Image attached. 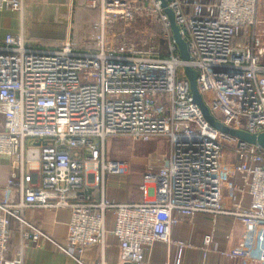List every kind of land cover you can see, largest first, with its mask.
Wrapping results in <instances>:
<instances>
[{
	"label": "built area",
	"instance_id": "2783aa9c",
	"mask_svg": "<svg viewBox=\"0 0 264 264\" xmlns=\"http://www.w3.org/2000/svg\"><path fill=\"white\" fill-rule=\"evenodd\" d=\"M166 3L188 46L187 62L179 58L159 0H86L99 13L89 50L72 41L34 49L22 32L0 43V158L10 163L0 199V264H25V241L46 238L25 218L34 208L69 211L65 245L58 249L74 264H83L86 249L103 247L109 213L119 264H146L155 243L173 246V264H180L192 245L172 240L171 229L197 214L264 228V150L211 127L193 104L184 73L185 67L197 72V89L214 120L263 132L264 36L247 29L256 26L262 0ZM23 8L24 0H0V12L22 15ZM141 18L160 27L154 45L140 49L110 38L111 24ZM108 137L169 140L168 154L146 160L139 202L94 201L88 191L103 193L106 176L124 173L123 163L105 160ZM225 170L236 183L225 181ZM12 222L19 242L10 252ZM213 233L203 236L202 264H215L209 253L242 264L240 252L218 249Z\"/></svg>",
	"mask_w": 264,
	"mask_h": 264
},
{
	"label": "crops",
	"instance_id": "0c3cea01",
	"mask_svg": "<svg viewBox=\"0 0 264 264\" xmlns=\"http://www.w3.org/2000/svg\"><path fill=\"white\" fill-rule=\"evenodd\" d=\"M86 0H24L22 15L3 10L0 12V43L7 34L22 32L26 44L34 49L54 50L65 41H72L81 50L92 49L94 31L92 25L99 20L96 9L85 6ZM10 163L0 158V199L9 175ZM124 165V173H125ZM106 176L103 193L99 188L88 187L94 201L102 197L114 203H134L137 195L124 186V181ZM237 176L227 173L225 181L236 183ZM102 196V197H101ZM246 203V201H245ZM26 220L39 230L44 237L34 243L31 240L24 244L25 264H74V259L64 255L58 246L65 245L66 225L69 211L66 209L45 210L34 208L25 214ZM113 216L107 214V233L103 247L95 246L86 249L81 260L83 264H119L120 251L117 240L110 233L113 227ZM16 222L11 224L10 252L18 247L19 235L14 230ZM214 231L213 240L219 250H235L245 258L242 264H257L258 258L264 257V228L254 227L248 221L229 216L212 217L208 214H197L191 219H182L171 229L174 241H184L192 245L184 251L180 264H202V239ZM146 264H173L175 248L164 243H155L146 254ZM207 261L215 264H235L223 262L219 255L209 253Z\"/></svg>",
	"mask_w": 264,
	"mask_h": 264
},
{
	"label": "rangeland",
	"instance_id": "374dc122",
	"mask_svg": "<svg viewBox=\"0 0 264 264\" xmlns=\"http://www.w3.org/2000/svg\"><path fill=\"white\" fill-rule=\"evenodd\" d=\"M141 2V0H136ZM143 3V2H142ZM133 25H124L122 22H116L110 25V38L119 42L126 39L136 44V48H146L154 45L161 36L160 27L153 21L147 19H137ZM248 33L264 36V0L259 7L257 14V24L253 28H247ZM263 43L264 40L262 39ZM161 40L159 42V45ZM147 48L146 50H148ZM161 51L164 52V46ZM212 101V95L207 96ZM217 119L220 118L218 112L212 110ZM105 160L107 162H119L125 165V173L114 176L119 181H124V186L137 195L134 202L141 200L139 185L142 183V177L146 171V160L150 154L166 155L169 152L170 144L167 137H154L148 141L133 140L130 137H108L104 141ZM229 162L231 158L228 159ZM224 173H230L225 170Z\"/></svg>",
	"mask_w": 264,
	"mask_h": 264
},
{
	"label": "water",
	"instance_id": "95a60500",
	"mask_svg": "<svg viewBox=\"0 0 264 264\" xmlns=\"http://www.w3.org/2000/svg\"><path fill=\"white\" fill-rule=\"evenodd\" d=\"M159 1L161 2V7L164 9L166 15L168 16L170 29L178 50L179 58L182 61L187 62L189 60L188 46L186 42L182 39L181 34L179 32V28L175 24L173 13L170 9L167 8L166 0H159ZM184 73L188 80L189 90L191 93L193 104H195L199 108L203 118L211 127H213L214 129H216L217 131H219L220 133L226 136H229L233 139H237L241 143L248 144L251 146H256L264 150V131L258 134H250L242 130H235L226 127L222 125L220 122L214 120L207 106L204 104L203 99L197 89L196 86V78L198 76L197 72L189 67H185ZM179 140L180 139H177L176 141Z\"/></svg>",
	"mask_w": 264,
	"mask_h": 264
},
{
	"label": "trees",
	"instance_id": "16d2710c",
	"mask_svg": "<svg viewBox=\"0 0 264 264\" xmlns=\"http://www.w3.org/2000/svg\"><path fill=\"white\" fill-rule=\"evenodd\" d=\"M141 1H143V0H141ZM95 23H96V22H95ZM243 40H244V38H243V36H241V38H240L238 41H240V42H244Z\"/></svg>",
	"mask_w": 264,
	"mask_h": 264
}]
</instances>
